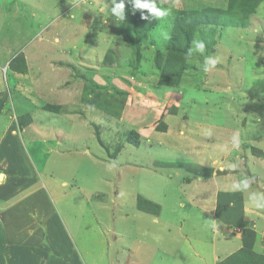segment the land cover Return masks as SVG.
I'll return each mask as SVG.
<instances>
[{
    "label": "rangeland",
    "instance_id": "rangeland-1",
    "mask_svg": "<svg viewBox=\"0 0 264 264\" xmlns=\"http://www.w3.org/2000/svg\"><path fill=\"white\" fill-rule=\"evenodd\" d=\"M158 1L162 18L130 0L120 16L121 0H0V264H214L203 250H236L222 242L245 227L262 253L264 1L242 17ZM187 11L189 55L164 84Z\"/></svg>",
    "mask_w": 264,
    "mask_h": 264
},
{
    "label": "trees",
    "instance_id": "trees-1",
    "mask_svg": "<svg viewBox=\"0 0 264 264\" xmlns=\"http://www.w3.org/2000/svg\"><path fill=\"white\" fill-rule=\"evenodd\" d=\"M264 0H229V4L227 5V9H220V8H210L207 11L210 13L215 14L216 16L225 14L228 16H247L252 15L256 13L257 8L260 6V4ZM159 1L157 2L158 6ZM132 10L131 13H136L140 8L136 7L134 4V0H130V6ZM143 11H149L148 9H142ZM187 16L183 18V23H180V21H177L176 23V31L173 34L170 44L167 50L166 60L169 63H176V62H182L179 73L177 74H167L166 72H163L161 74V81L164 84H173L177 83L181 79V70L184 60L189 55V43H186L184 45H181L179 43V39L177 38V33H180V31L185 30L186 25H191V18H194L191 16V14L187 12ZM181 45V46H180ZM160 68L161 66L158 64L157 66ZM161 69V68H160ZM54 111L57 110L55 108H52ZM138 207L140 210L147 212V213H154L157 205L153 204V202L147 201V200H139ZM221 264H264V253H258L254 250L250 249H241L231 255L228 259H225Z\"/></svg>",
    "mask_w": 264,
    "mask_h": 264
},
{
    "label": "crops",
    "instance_id": "crops-1",
    "mask_svg": "<svg viewBox=\"0 0 264 264\" xmlns=\"http://www.w3.org/2000/svg\"><path fill=\"white\" fill-rule=\"evenodd\" d=\"M59 1L62 2L63 4H65V2H64L65 0H59ZM245 229L246 230L244 232L241 231V233L239 231H232L233 234H234V232H237V234L235 235L236 237H234V238L232 237L230 239H228V238L226 239L224 237V240H223L222 243L226 245V243H229V242L232 241V242L235 243L236 246L233 249H231V250H234V249H236V250L230 251V250H227V249H225L223 247L219 248V247H215V246L214 247L213 246L212 247L211 246H207L205 248V250H203L204 251L203 252V257L209 256L211 254V258H213L214 264H220L221 260H224L225 258L230 257L231 255H233L234 253H236L237 251H239V250H241L243 248L250 249V250L253 249L256 252L261 253L260 251L256 250V246L258 244L257 243L258 242V238L255 239V237L252 236L254 233L252 232L251 228H248V230H247V227H245ZM241 230H243V228ZM233 234H232V236H233ZM226 246H228V245H226ZM260 250L262 251V253H264V246H262ZM180 258H182V257H180ZM65 259H64V261L62 259H59L58 262L61 261L62 263L64 262L63 264H68L65 261ZM79 259L80 258H70V263L69 264H80ZM130 259H132V258H130ZM202 263L208 264L207 258H205V260H203Z\"/></svg>",
    "mask_w": 264,
    "mask_h": 264
},
{
    "label": "clouds",
    "instance_id": "clouds-1",
    "mask_svg": "<svg viewBox=\"0 0 264 264\" xmlns=\"http://www.w3.org/2000/svg\"><path fill=\"white\" fill-rule=\"evenodd\" d=\"M157 2L158 0H134V4L136 7L141 8V9H148L150 13L154 14L157 18H162L166 15H168V10L161 8V7H157ZM124 8V3L123 0H121V3L116 5L113 9L112 12L115 15L120 16L122 14ZM142 19H147V17L142 16ZM195 46L200 49V50H204L205 48V44L203 43V41H199V40H194L193 41ZM211 63H213V65L215 64V61H211ZM205 71H208V69H206ZM241 143L240 140V136L239 133H237L234 137H233V144L235 148H239V145ZM245 187H247V183H245ZM256 208L258 209H264V204H256L255 205Z\"/></svg>",
    "mask_w": 264,
    "mask_h": 264
},
{
    "label": "bare ground",
    "instance_id": "bare-ground-1",
    "mask_svg": "<svg viewBox=\"0 0 264 264\" xmlns=\"http://www.w3.org/2000/svg\"><path fill=\"white\" fill-rule=\"evenodd\" d=\"M0 179L2 180V179H3V177H2V176H0Z\"/></svg>",
    "mask_w": 264,
    "mask_h": 264
}]
</instances>
